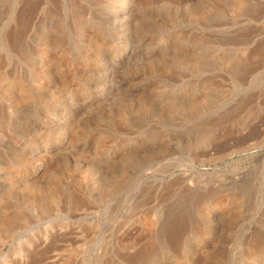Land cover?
<instances>
[{"label":"rangeland","instance_id":"1","mask_svg":"<svg viewBox=\"0 0 264 264\" xmlns=\"http://www.w3.org/2000/svg\"><path fill=\"white\" fill-rule=\"evenodd\" d=\"M54 259L264 264V0H0V264Z\"/></svg>","mask_w":264,"mask_h":264},{"label":"bare ground","instance_id":"2","mask_svg":"<svg viewBox=\"0 0 264 264\" xmlns=\"http://www.w3.org/2000/svg\"><path fill=\"white\" fill-rule=\"evenodd\" d=\"M132 45H129V43L128 42H125V43H123L121 46H120V48L119 49H117V52H115V55L119 58V59H121V58H123V56H126V57H130V56H132V47H131ZM105 71V70H104ZM95 88V87H94ZM96 92H98V95L95 97L96 99H98L99 101L101 100V99H103L104 98V96H105V94L107 93V89H104V88H102L101 90H99V91H96ZM61 142H65L64 140H62ZM61 142H60V144L58 145V143H57V145H54V146H52V149H56L57 147H59V146H61ZM41 158V157H40ZM56 258V257H55ZM62 261V260H61ZM56 260L54 259V260H51L49 263H47V264H56ZM57 264H60L59 262L57 263Z\"/></svg>","mask_w":264,"mask_h":264}]
</instances>
